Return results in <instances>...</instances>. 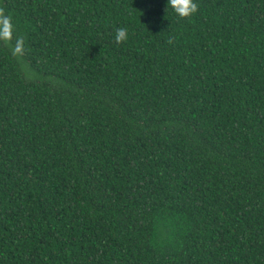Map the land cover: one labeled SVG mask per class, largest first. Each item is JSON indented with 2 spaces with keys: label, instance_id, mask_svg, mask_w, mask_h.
<instances>
[{
  "label": "trees",
  "instance_id": "obj_1",
  "mask_svg": "<svg viewBox=\"0 0 264 264\" xmlns=\"http://www.w3.org/2000/svg\"><path fill=\"white\" fill-rule=\"evenodd\" d=\"M166 2L0 0V264H264V0Z\"/></svg>",
  "mask_w": 264,
  "mask_h": 264
},
{
  "label": "clouds",
  "instance_id": "obj_2",
  "mask_svg": "<svg viewBox=\"0 0 264 264\" xmlns=\"http://www.w3.org/2000/svg\"><path fill=\"white\" fill-rule=\"evenodd\" d=\"M171 11L181 18L191 17L198 11L196 0H167L166 13ZM15 24L10 15L0 12V42L11 45L14 55H21L24 51V38L15 34ZM129 32L126 27H119L115 30V40L117 43L126 41Z\"/></svg>",
  "mask_w": 264,
  "mask_h": 264
}]
</instances>
